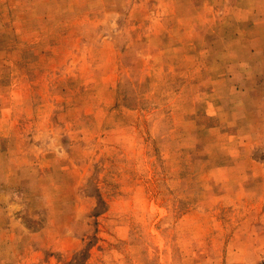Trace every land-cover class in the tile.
I'll return each mask as SVG.
<instances>
[{
	"label": "rangeland",
	"instance_id": "374dc122",
	"mask_svg": "<svg viewBox=\"0 0 264 264\" xmlns=\"http://www.w3.org/2000/svg\"><path fill=\"white\" fill-rule=\"evenodd\" d=\"M0 264H264V0H0Z\"/></svg>",
	"mask_w": 264,
	"mask_h": 264
}]
</instances>
